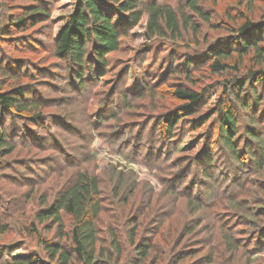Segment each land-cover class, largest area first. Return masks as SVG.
<instances>
[{"label": "trees", "instance_id": "trees-1", "mask_svg": "<svg viewBox=\"0 0 264 264\" xmlns=\"http://www.w3.org/2000/svg\"><path fill=\"white\" fill-rule=\"evenodd\" d=\"M29 1L31 3L17 4V7H14L13 3L8 5V0L1 1L2 7L10 6L18 11L8 18L5 30L0 31V42L4 41V36L9 40L23 38L28 31L46 27L50 29L48 34L35 31L36 37L44 36L50 41L46 48L22 44L19 47L20 52L25 48L34 51L46 49V54L35 61L18 59L16 73L6 71L0 62L1 80H6L5 89L0 85V180L9 178L12 181L18 180L21 184L24 180L29 181L31 173L35 174L28 172V168L24 166L25 163L27 166L31 165L27 159L10 158L15 153V141H18V138L8 133L6 124L10 121L9 118L24 119L23 127L38 130L39 134L36 136L40 140L27 144L35 147L37 151L39 149V152L52 153L50 157L45 156L39 160L42 164L40 171L45 169L43 166L50 169L61 168L58 175H63L61 171L68 170L67 166L73 167L74 171L54 194L50 195L45 191L38 194L39 205L32 220L19 229L22 235L26 234V237L35 240L34 246L40 251L33 249L27 253H16L23 250L22 245L19 241L8 243L3 239L10 232V227L0 210V264H160L164 261L165 253L163 247L160 249L159 244L157 245L158 240L163 239V232L158 228L166 215V220L171 225L166 224L171 233L167 241L174 239L168 252L169 264H190V258H194L196 264H218L215 251H209L206 257H198V250L190 247L198 243L195 229L201 224L199 219L191 216V220L180 227V230L175 226V222L172 223L176 205L167 211H156L151 219L155 218L157 225L149 227V223L143 228L151 204L156 202L155 207L158 210L161 206V203L158 206L161 197L152 193L151 189L143 191V200L140 201L142 211H137L132 219L125 217V220H128L125 221V238L111 220L106 222L108 226L102 236L100 224L108 207L107 199L102 195L103 181L96 172L79 169V164L94 158L95 155L91 151H70L69 146L58 137L61 135L58 133L61 129L57 127L58 124L63 127L66 125L69 134L76 138V126H108V144L114 153H131L134 158L132 160L146 163L149 168L158 171L172 164V158L178 151L190 148L194 143V140L187 141L189 143L184 147L185 144L180 139L176 141L174 134L180 128L179 122L188 123L189 117L196 114L206 88L197 91L187 86H174L172 95L179 102L177 107L161 113L160 117H156L157 122L151 126L144 120L137 123L136 125L140 126L137 134H134L133 122L124 124L120 117L122 109L130 106L131 93L134 91L122 89V96H118L111 94L118 89L116 85L112 84L109 91L103 92L100 83L105 80L106 70L111 68L108 57L120 51L121 40L129 36L130 30L144 16V34L147 40L159 38L184 41L188 37H199L203 23L211 28H220L216 25L217 22L211 21L213 14L205 5L206 1L215 4L217 0H181L177 5L168 0H73V10L65 16V22L55 34L51 33L52 11L59 0ZM252 2L254 0L245 2V10L237 9L235 13H228L231 22L226 21L224 30H231L232 33L227 34L214 46H208L205 59L198 61L200 64L203 62V65L207 62L204 67L208 72L224 79L222 97L214 111L213 119L218 124V151L212 147L213 143L202 146L194 163H184V167L179 168L174 177L162 178V186L167 191L163 195H168L173 202L183 198L190 215L200 209L213 208L217 198L210 199L209 194L212 195L216 187L220 188L222 184L228 187L222 190V194L227 197L228 208L239 209L233 216L239 218L238 214L242 213V217L253 230L242 245V240L240 243L234 237V227L224 221L223 238L228 242V249H231L232 253L227 259L228 263H232L233 256L240 246L245 248L244 254L247 257L252 256L255 250H264V223L260 220L264 218V198L256 202L255 207H249L244 198L237 199L238 195L245 192L250 175L256 171H259L262 177L259 187L264 186V90L258 89L259 86L264 87V11L259 12L256 19ZM203 39L207 42L206 36ZM146 51L145 48L137 51L140 52V58H144L142 53L145 54ZM50 60L53 65L48 67L46 64ZM190 62L192 61H187L188 64ZM41 70L49 72L56 80L43 79L38 73ZM121 70L122 68L115 76L119 81L123 80L128 72L124 69L118 74ZM190 74L185 75L192 80ZM164 80L161 79L159 83ZM40 87H50L49 89L53 90L50 94L57 93L61 96L49 97ZM143 90H138L133 95H139L142 99ZM98 92L97 110L93 113L95 119L90 118L89 121L88 109L93 103L86 105L84 102L88 99L91 102L93 95ZM69 104L75 105L72 109L82 111L85 117L83 125H73L68 123V120L67 124H63L64 115L52 118L53 114H46L44 111L51 106L58 109L68 108ZM208 120L207 117L201 116L197 120L193 119L191 126H203ZM112 125L114 127L111 128ZM147 127L150 130L146 139ZM86 133L84 129L79 131L81 137L84 136V141H90ZM13 134L16 133L13 131ZM205 139L209 140V137ZM78 145L82 149L85 146L83 143ZM214 156L223 157L230 168L221 169V165L213 159ZM53 158L58 160H52ZM178 158L179 156L176 157ZM108 165L111 169L107 182L111 184L112 197L121 205L131 206L132 201L137 199L143 190H139L136 174L118 161L110 160ZM191 165L198 171L191 170ZM178 166H181L180 163ZM30 188L25 195L26 200L37 197L35 191L38 189H34V185H30ZM261 191L264 192V189ZM224 217V213L213 214L215 220H223ZM39 228L43 229L42 232ZM49 235L51 236L48 237ZM170 237L173 239L169 240ZM125 242L131 248L132 255H127ZM251 242L253 245L249 246ZM246 264L252 263L247 260Z\"/></svg>", "mask_w": 264, "mask_h": 264}, {"label": "rangeland", "instance_id": "rangeland-1", "mask_svg": "<svg viewBox=\"0 0 264 264\" xmlns=\"http://www.w3.org/2000/svg\"><path fill=\"white\" fill-rule=\"evenodd\" d=\"M1 1L2 0H0V31H3L7 27L8 18L12 14H15L18 9H12L10 6L2 7ZM8 1L9 2H7V4L11 5L13 3L12 5H15L14 7H17V4L26 5L30 2L29 0ZM168 1H171L173 5H177L181 0ZM73 2V0H59L56 2V8L52 11L53 29H51V33L53 32L55 34L58 29L63 25V23L65 22V16L73 10ZM245 2H247V0H217L215 4H211V2L206 1L205 5L207 9H209L213 14V18L211 21L217 22L216 25L220 28H211L209 25L203 23L202 32L199 37H188L186 38L187 40L184 41H172L168 39L159 38L147 40L144 34L146 25V17L144 16L141 21L130 30L129 36L121 40L120 51L113 53L108 57V64L109 66H111V68H109V70H106L105 80H101L100 89L103 92L109 91L112 84H114V86L116 85L118 89L116 90V92H111V94L115 93L118 94V96H122V93L124 92L122 89L127 90L128 92L134 91L133 93H136V91L138 90L144 89L142 91V93H144V98L142 99L139 98V95H133V93H131L132 96L130 98V106L124 107L120 116L124 124L133 122L134 134H137V129L140 126L136 125L137 123H140L142 120H144L148 121L147 125L151 126L152 123L157 122L156 117L161 115V113L165 111L168 112V110L177 107L179 102L175 100L172 95V88L174 86H187L197 91H201L203 88H206L201 106L199 109H197L196 114L192 117H189L190 120L188 121V123L179 122L178 126L180 128H178V132L174 134V138L176 139V141L180 139L182 143L185 144L184 147L187 146V144L189 143L187 141L191 142L194 140L193 145L190 146V148L178 151L172 158L174 162L172 164H168V166L164 170L158 171L156 169H151L146 165V163L144 164L132 160L134 158L132 157L131 153H126L125 155H118V153L116 154L111 151V147L108 144L109 135L106 132L109 130L108 126L100 128L98 125H96L95 127H91L87 124L80 127L76 126V138H74L69 134L70 132L67 130L68 128L66 125H64V127L61 124L57 125V127H60L61 129L58 132L61 133V135L58 137L62 140L63 143L69 146V148L71 149L70 151L75 153L81 152L82 150L91 151V153L95 155L94 158L89 159L88 161L82 164H79V169L96 172L103 181L102 195L106 197V203H108V207L106 215L103 216V222L100 224L102 228L100 233L102 236L105 235L106 227L108 226V223L111 220L118 226V231H121L122 237L125 238V223L128 221H126L125 219L128 217L132 219L137 211H142L143 207L142 205H140V201L143 200V191H145L144 189H146V191H148V189H151L152 193L161 197V201H159L158 203V206L160 205V203L161 206L158 210L157 207H155L156 202L155 204H151V207L147 211V221L143 228H146L149 223V227L157 225L156 221H154L155 218L151 219L156 211H167L171 206L176 205V213L173 215L171 221L172 223L175 222L174 224H176L175 226H177L179 230L180 227H182L184 224L188 223V221L191 220V216H194L201 222L200 226H197L195 229L198 243L195 245H190V247L198 250V257H206L209 251H215L216 257H218L219 260L217 261L218 264H246L247 260H250L252 264H264V250H255L252 256L247 257L244 254L245 248L241 246L233 256L232 263L227 262V259L231 256L232 253L231 249H228V242L223 238L224 229L222 228V225H224V221H228L229 225L234 227V237L240 243V240H242V245L244 244V241H247L246 239L248 237V234L251 233L253 230L248 221L244 217H242V213L238 212L239 218L233 216L235 215L236 211H239V209L230 210L228 208L227 197L226 195L222 194V190L224 188H228L225 184H222L220 188L217 186L216 191L213 192L212 195L209 194L208 197L210 199L217 198V202L213 208L200 209L196 211L195 214L192 213L191 215L187 210L185 200L183 198H179V201L173 202L171 201L173 199L170 198L168 195H163V193L167 191L164 190L162 178L174 177L175 173L179 171V168L184 167V163H194V159L197 157L199 149H201L202 146H207L208 144L210 145L211 143H213L212 147L215 148L216 152L218 151V140L216 132V127L218 126V124L217 121H213V119L215 117L214 111L217 109L218 103L222 97V86L224 83V79L209 73L207 68L204 67L207 62L203 65V62L200 64L198 63V61H203L205 59V53L207 52L208 46H214L215 44L220 42L222 38L227 36V34L232 33L231 30H229L228 32L224 30L226 27V21L231 22V20L228 19V13H235L237 9L245 10L247 7L245 6ZM252 3L256 10L254 14L257 19L258 14H260L259 12L264 11V0H254V2ZM49 30L50 29H47V27L38 29L35 28L34 30L28 31L27 34H24L23 38H16L11 40L4 36V41L0 42V62L2 64V67L8 72L16 73V71H18L16 61H18V59L23 58L35 61L38 58L45 57L46 49L34 51L30 48H25L23 52H20L21 50H19V47H21L22 44H30L31 46H43L46 48L50 39L44 36L36 37V32L41 31L43 34L46 33L47 35V32H49ZM204 36L207 37V42L204 41ZM52 37L54 36L52 35ZM143 48L147 49V51L145 52V54L141 52L144 58H140V52L138 53L137 51L142 50ZM189 60H191L192 62L188 64L187 61ZM51 62L52 60L48 61L46 65L48 67L52 66L53 64H51ZM121 68L122 70L118 74H121L124 69V71L128 72L127 75L125 74V78L119 81L117 78H115V76ZM48 70L52 71V69L50 68H48ZM38 73L42 75L43 79L45 78L50 80L53 76L49 74V72L47 73L42 70ZM187 73H191L190 78H192V80H189L186 77L185 74ZM55 77L58 78L57 75H55ZM54 79L55 78H52L51 80L53 81ZM161 79L165 80L160 84L159 82ZM22 80L26 81L27 79ZM5 81V79L1 80L0 75V85L2 89L6 88ZM217 84H219V86ZM49 88L40 87V89L46 94H48L49 97L54 98L61 96L60 94L57 95V93L50 94L53 90ZM258 89L264 90V87L259 86ZM127 94L129 95L130 93ZM98 95L99 92L98 94L96 93V95H93L92 101L94 102H89L90 99L84 102V104L86 105L93 103V105H89L88 109L89 121L90 118L95 119V114L93 113L97 110L96 103H98ZM74 106V104H69L67 106L68 108L63 109H58L55 108V106H51L49 108L44 109V111L46 114H53L52 118L58 115H64L65 118L63 124H67L68 120V123H72L73 125H83V123L85 122L84 114L80 109H72L74 108ZM76 107L79 108V105L76 104ZM6 116L8 117V115ZM201 116L207 117V119L209 120L203 126H201V124H197V127H192L191 125L193 123V119L197 120ZM9 119L10 121H8L6 124L8 133L18 138V141H15V153H13L10 158H12V160H14L15 158L27 159V161L31 162V165L27 166V164L25 163L24 166L28 168V172L32 171L36 174L35 175L34 173H31V177L28 179L30 182L24 180L23 182H21V184H19L20 181H12L9 180V178L0 180V210L5 215L4 218L8 221L10 227V232L5 235L3 239L8 243H14L16 241H19L22 245L23 250H18L16 251V253L22 254L23 252H31L33 251V249L40 251L34 246L35 240L29 239L28 237H26V234L22 235L19 231V229L24 224H28L32 220L34 212L37 210L39 205L38 194L43 193V191L47 192V194L50 195L54 194L59 189V187H61L63 182L68 179V177L74 170L72 169L73 167L67 166L68 170H63L61 171L63 175H58L60 173L61 168L50 169L48 166H43V168L45 169L40 171L39 167H42V164L39 160H41L45 156L50 157L52 153L50 154V151H45V153L39 152V149L37 151L35 147L27 144L31 141L40 140V138L36 136L37 134H39V131L33 130L30 127H23L22 125L25 122L24 119ZM51 126L53 127V125ZM112 127L114 126L112 125L111 128ZM80 129H84L87 131L86 136L87 138H90V141L83 140L84 136L81 137V135L79 134ZM149 130L150 128L147 127V130L145 132L146 139L149 135ZM13 131L16 134H13ZM24 134L25 136H23ZM206 137H209V140H204V138ZM176 141L174 144H176ZM81 143L85 145L83 149L78 145H81ZM130 147L128 148L129 152ZM143 156L144 155H142V158ZM178 156V159H180L179 161L178 159H176V157ZM243 157L244 159H246L245 155H243ZM55 159L56 158H53L52 160ZM213 159L216 160V163L218 165H221V169L230 168L227 167V162H224L223 157L214 156ZM110 160L115 162L118 161L119 163L131 169L136 174L137 181H139V190L143 189L139 193L138 198L132 201L131 206L121 205L112 197L111 184L107 182L109 180L108 172L109 169H111L108 168V163H110ZM178 163H180L181 166H178ZM190 168L191 170L193 169L198 171L195 166L191 165ZM34 176L36 179L34 178ZM260 180H262V177L259 171H256L254 172V174L250 175V180L246 183L245 192L243 191L241 195H238L237 199L244 198L248 202L247 205L249 207L256 205V202L261 201V199L264 198V192L261 191L262 189H264V186L261 185L262 188L261 186L259 187ZM30 185H34V189H38L35 191L37 192V197L34 199L27 198L26 200L25 195H27V193L30 191ZM12 202H14V204ZM137 206L139 207L138 210ZM217 212L225 214L223 220H215L213 218V214ZM167 216L168 215L163 218V223H161L162 225L158 228L159 230H161V232H163L161 233L163 234V239H159L157 245L159 244L160 249L163 247L162 250L165 253L164 261L160 264H169L170 255L168 254V252L174 242V239L172 238V240L171 237L169 238V240L172 241H167V238L171 234L170 228L166 226V224L171 226L169 224V221L166 220V218H168ZM260 220H262V222L264 223V218H261ZM39 229L42 232L43 229ZM50 236L51 235H49L48 237ZM204 242L206 243L204 244ZM206 244L207 246L205 247ZM252 245L253 242L249 244V246ZM125 247L126 251H128L127 255H132L131 248L127 245L126 242ZM151 257H153V255ZM188 262L190 264H196L194 258H190ZM186 263L187 262L182 264ZM198 263L201 264L202 262Z\"/></svg>", "mask_w": 264, "mask_h": 264}]
</instances>
